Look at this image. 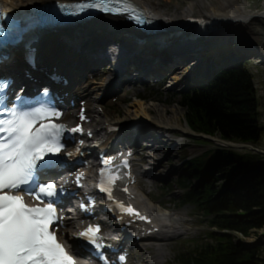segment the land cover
Listing matches in <instances>:
<instances>
[{"label":"snow or ice","instance_id":"6c2138e0","mask_svg":"<svg viewBox=\"0 0 264 264\" xmlns=\"http://www.w3.org/2000/svg\"><path fill=\"white\" fill-rule=\"evenodd\" d=\"M58 7L61 12L71 16L95 10L112 15L127 14L138 23H144L139 15H133L138 6L131 0H77L71 12L68 11V4ZM6 15L0 12V18ZM36 26L35 23L22 26L17 21H13L7 29L0 25V47L23 44L26 34ZM27 59L31 61L30 56ZM11 84V79L0 77V264H77L76 257L82 251L70 253L54 230L61 220L56 204L63 187L58 189L54 182L42 181L41 174L47 175L64 165L65 161L60 156L64 150V134L82 133L83 129L79 126L69 129L67 125L57 122L63 113L46 102L38 101V106H34L26 103L25 97L17 95L10 106L7 90ZM40 95L48 96V89H44ZM81 119H85L83 114ZM67 155L71 157L72 153ZM82 176V173L77 176V181ZM118 179V174H109L108 186L105 187L104 172H101L99 187L108 194L109 199ZM17 191L34 195L37 199L47 198L48 202L43 207L28 206L22 196L14 194ZM119 207L129 214L139 215L131 207L125 209L123 204ZM99 233V225H90L79 231L74 238L81 243L74 245V248L86 250L90 245L93 255L101 264H110ZM118 259L123 264L126 256L120 255Z\"/></svg>","mask_w":264,"mask_h":264},{"label":"bare ground","instance_id":"6f19581e","mask_svg":"<svg viewBox=\"0 0 264 264\" xmlns=\"http://www.w3.org/2000/svg\"><path fill=\"white\" fill-rule=\"evenodd\" d=\"M186 1L188 4L186 11L182 12V14L181 13L175 14V13H169L167 11H164L161 3L154 1V0H132V2H135L139 6L152 12L160 22L168 23L169 26H172V28L174 29H178L177 27L180 26L179 23H181L182 26H184L185 28H188L189 30L192 28L195 29L192 24H194V22L196 21L197 26L200 31L198 32V34L195 33L192 36L195 38L199 37L202 42H205L204 44L205 48L207 46V43L211 45L210 41L212 40V38L222 37L223 35L222 33L226 32L227 30L233 31V33L235 34L234 40L237 42L238 47L241 48L240 49L241 51L239 50V52H237L238 47L236 48L226 47L227 51H225V53L218 54L221 60H224V61L237 60L239 55L243 54L244 52L242 51L243 49H245L244 42H245L246 47L251 46L255 49L252 51H256V54H257L256 56L258 58L257 60L262 61L264 59V48L262 46L255 44V42L257 41L255 34L254 32L250 31V29L255 24H258L260 22L264 23V10L256 12V13H252L249 11V9L248 10L246 9V3L240 4L237 2V0H209V1L186 0ZM5 2L9 4V7L11 9H13L16 7H27L29 5L39 4V3L44 2V0H5ZM189 17H196L197 20H191V19L189 20ZM102 18L103 17H98L94 20L93 22L94 26H91L89 28V30L93 31L91 33L94 34L95 28L102 25L105 22V20ZM116 20L120 21L119 22L120 25H123L125 23L121 19H116ZM188 25H190L191 27ZM166 29L171 30V28L169 27ZM58 37L47 39L45 42V48L43 51L45 52L48 59L58 63V65L61 66L64 72H68L67 70L68 68L71 70L69 71V73L71 74L69 75L71 79L70 88H71V91H73L74 97L75 98L77 96L80 97L81 96L80 94L82 92H85V94L87 95L86 97H89L92 91V87H90L92 82L90 81L89 78L85 77L87 76V74H84V68L82 67L81 63H79V57H80V53L89 54V56L93 54V53L91 54L92 51L87 50L90 45H88V42L82 43L79 41L80 47H78L71 43L74 37L68 38L67 35H63L62 38H58ZM247 37H249L251 42H249ZM121 38L122 40L126 39L123 36ZM94 41H93L94 42L93 44H97V45L92 47L91 49L101 50L102 47L100 45L105 41V39L99 38L98 40H94ZM99 42H100V45H99ZM213 42L215 44L217 41L214 40ZM73 43L75 44L76 42H73ZM77 49L80 52H77L76 51ZM51 51L57 52V53L53 54ZM130 51H133V49L131 48ZM240 52L241 54H239ZM145 53L147 54V52ZM159 53H166V52L164 50H160ZM57 54H58L57 56L58 58L56 57V61H55L53 57ZM60 55H62V58H60ZM95 56L96 58H99L97 57L99 56L98 52L95 53ZM128 56L131 57V52H129ZM170 56H172V54ZM135 57L136 58L132 59L135 64L131 63V61L129 60H128L129 62L125 64V67L127 68L131 67L132 68L131 71L135 72V74H133L132 77L143 75L144 77L146 76V78H154L155 73L158 70H160V68H163V67H167L169 71H174L173 72L174 75H172L171 77V80L173 83L179 82V84H182V83L186 84V82H189L191 78L194 79L199 76V74L198 75L196 74L194 77H191L192 74H189V75L188 74L187 75L177 74L175 70H176V65H177L176 63L178 61L174 60V58L173 59H168L165 57L159 58L160 61L156 63L158 70H156V69H148L149 67L147 63L145 62L148 59V57L140 54V52L139 53L136 52ZM218 58L219 57H215L214 62H217ZM195 59L196 58H193L191 60L192 66L193 64L194 66L196 64L197 60L195 61ZM20 65L21 64H16V67ZM139 65L141 67H139ZM141 68L142 70H144L145 73L141 74ZM203 68L205 67L203 66L202 69ZM209 72L210 71H208V73ZM110 73L111 75L114 76V78L119 77V76H123V77L119 79L118 84L114 78H111L110 80L106 82L104 80L106 75L103 72L102 76L99 77V80L102 81V84L100 85V87L105 88V89H110V91L115 92L113 93L114 95L118 94L117 96H119L120 98L123 93V90L119 89L118 87L121 85L123 78L124 77L126 78V76L122 72L121 73L119 72L117 76L116 71H114L113 69L111 70ZM82 74H84L82 78H86L85 82L79 81V78ZM97 100H98L97 101L98 103H103V102L109 103L110 102L108 101L107 98L105 100L103 97ZM130 106L131 108H125L123 110L121 119L119 118L120 115L118 114L115 115V113L110 111L109 109H104L103 113L98 114L97 117H99V119L103 121L104 125L101 128L102 132H99L98 130L95 131V136L98 139H100L102 134H106V130L108 129L109 125H113L114 123H117V122H122V121L125 122V121H130V120H132L136 124L139 123V124L145 125L146 123L149 125V127L154 128L155 131H159L163 133H169V134L179 133L181 135H186V133H188V130L182 128L178 120L175 119V116L177 115L176 111H173L172 113L169 114V117H167L163 111L156 109L159 107L161 108V106L156 105L154 103L144 104L142 102L141 103L134 102ZM98 107H101V106H98ZM174 108H177L179 110V107L177 106ZM157 119H159V121ZM143 135H144L143 133H138V137H143ZM133 141L135 142V138L133 139ZM158 143L160 142H157L154 140L153 142H149L148 146L149 148L154 150L155 153H158V151L161 152V149H163L162 145ZM167 158H169V152H167L166 155H164V157L159 161V163H163L162 160H165V159L167 160Z\"/></svg>","mask_w":264,"mask_h":264},{"label":"trees","instance_id":"16d2710c","mask_svg":"<svg viewBox=\"0 0 264 264\" xmlns=\"http://www.w3.org/2000/svg\"><path fill=\"white\" fill-rule=\"evenodd\" d=\"M186 105L187 121L197 131L218 133L228 140L253 143L260 140L255 94L250 76L244 69L221 72L210 88L189 98ZM232 161L225 172L236 163L248 165L249 160L241 161L233 156ZM257 174L256 178L244 180L229 196L219 200L211 188L208 194L205 191L200 195L204 211L215 215L213 225L243 235H248L251 229L264 227V174ZM194 263L264 264V254L263 251L242 249L230 237H225L217 240L213 248L200 253Z\"/></svg>","mask_w":264,"mask_h":264},{"label":"rangeland","instance_id":"374dc122","mask_svg":"<svg viewBox=\"0 0 264 264\" xmlns=\"http://www.w3.org/2000/svg\"><path fill=\"white\" fill-rule=\"evenodd\" d=\"M157 2H160L162 5V8L164 11H167L169 13H175V14H182V12H184L187 7V1L186 0H154ZM205 1H209V0H205ZM238 3L242 4V3H246V9L252 13H256L259 11L264 10V0H237ZM182 16V15H181ZM251 31L254 32L255 37H256V44H260L262 42H264V23L260 22L258 24H255L252 28ZM245 63H247V68L248 70L251 72V74L253 75V85H254V94L256 93V98L258 101V112H259V123L262 126V131H260V135H261V139L259 140V142L257 143V145H255L256 148L264 150V65H258L255 64L252 61H245ZM186 68H180L179 72H183V70H185ZM142 95H146V96H151L154 97L155 99H158L162 102H167L170 103L172 101L171 96H159L156 93H147V92H143L141 93ZM134 103V100H131L130 102L123 104V105H117V107L115 108V111H121L122 109L125 108H129V106ZM131 108V107H130ZM165 108V115L167 117H169V114L172 113L173 111H176L177 115L175 116V119L178 120V122L180 123L181 127L184 129H188V133L193 134L189 128L187 127L186 124V118L188 117V115H186L185 110H183L182 108L179 107L178 109H175L174 106L170 107L168 105H166ZM160 109V108H158ZM96 128H100L101 125H96ZM190 140V139H188ZM191 141V140H190ZM237 143V142H235ZM191 145H189L187 148H183V149H174L171 151V159L169 160H165V162L160 165V166H156L154 168L155 173L160 174L162 172V170H165V166L167 168L169 167H175L176 170H174V172L176 173H172L170 179L171 182L175 180V178L177 177V167H182V165H184L182 168H186L187 166V160L192 159L198 155H200L201 153L205 152L207 149H211V150H215L216 148H219V144H213L210 145L211 143L207 142V144H198V143H193L190 142ZM198 144V145H196ZM189 148V149H188ZM184 150V151H183ZM238 151V150H235ZM184 152V153H181ZM181 156V157H177V156ZM170 161V162H167ZM264 161V158L263 160ZM154 182L160 183L159 181L155 180ZM170 183V182H168ZM196 186V184L194 185ZM163 191H158V194H162ZM177 195L176 191H173L172 195H170L169 197L165 198L166 200L168 199H172L174 196ZM173 196V197H172ZM163 200V198L161 199ZM153 212H157L155 210V207H153L152 209ZM190 211H191V207L188 208H183L180 211L175 212H170V214L168 215L171 216L173 214L176 215L173 216L174 220H175V229L173 230L175 232L174 236H172V238L174 239H179L182 232H186V228H185V221L188 220L190 218ZM162 216H164V213L159 212ZM197 231H189L186 232L187 234H189L190 237L196 236L198 233L201 232V230H203V228H199V226H197ZM264 231V229L259 230L257 233L252 234L251 237H249L248 239H246L247 242H250L251 240H254V243H256L257 245H261L260 247L262 248V250L264 251V236H262V232ZM257 241V242H255ZM189 243H187L186 245H188ZM261 251V250H260ZM173 253L169 252L168 258H172Z\"/></svg>","mask_w":264,"mask_h":264}]
</instances>
